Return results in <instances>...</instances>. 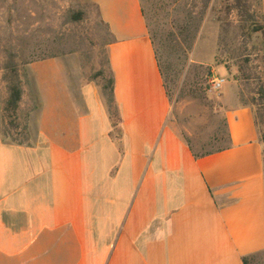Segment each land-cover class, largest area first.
Here are the masks:
<instances>
[{
	"label": "crops",
	"instance_id": "crops-1",
	"mask_svg": "<svg viewBox=\"0 0 264 264\" xmlns=\"http://www.w3.org/2000/svg\"><path fill=\"white\" fill-rule=\"evenodd\" d=\"M88 1L109 35L117 125L94 84L37 80L28 143L0 133V264H243L264 252L250 108L223 97L226 145L195 158L171 121L140 0Z\"/></svg>",
	"mask_w": 264,
	"mask_h": 264
},
{
	"label": "rangeland",
	"instance_id": "rangeland-1",
	"mask_svg": "<svg viewBox=\"0 0 264 264\" xmlns=\"http://www.w3.org/2000/svg\"><path fill=\"white\" fill-rule=\"evenodd\" d=\"M205 1L140 0L172 104L171 121L195 152L226 145L223 97L235 94L243 105L241 98L249 102L257 97L259 87L264 88V32L259 31L264 23L259 0H211L190 50L183 54L176 49L171 34L177 32L186 13L197 16ZM74 13H79L78 20ZM108 41V31L88 0H0V133L5 126L2 75L8 53L25 73L16 120L19 127L9 131L21 139L20 128L29 122L39 95L37 80L43 81L40 90L52 74L100 89L110 78ZM243 74L250 79L241 80ZM213 77L225 79L217 91L211 89ZM256 110L264 115V105ZM254 263L264 264V253Z\"/></svg>",
	"mask_w": 264,
	"mask_h": 264
},
{
	"label": "trees",
	"instance_id": "trees-1",
	"mask_svg": "<svg viewBox=\"0 0 264 264\" xmlns=\"http://www.w3.org/2000/svg\"><path fill=\"white\" fill-rule=\"evenodd\" d=\"M211 0H206L202 9L198 12L197 16H193L191 13H186L183 23L179 26L177 32H173L171 34L172 39L171 41L174 42V45L176 49L181 50L183 54H186L192 46L193 41L195 40V37L199 31L201 22L207 12V9L209 7ZM143 12V11H142ZM259 13L261 15V21L264 23V18L261 14V8H260V0H259ZM79 13H74L73 18L75 20H78ZM144 17V15H143ZM252 24H254V20L252 19ZM255 25V24H254ZM259 31L264 32V26H260ZM155 52V51H154ZM156 56V54H155ZM14 55L11 53H8L7 61L5 62L3 66V75L2 79L6 85V97L2 103V118L3 122L5 123V127L3 125L1 135L3 136V139H10L9 141L16 143V144H27L28 143V135L26 132L27 124H23V127L20 128V136L21 139H17L13 137L10 134V128L17 129L19 125L16 123L17 120V114L20 109V103L23 96V77H25L24 71H22L18 65L13 60ZM157 59V57H156ZM159 71L161 74V77L163 79L164 84V75L163 71L161 69L160 63L157 59ZM227 69V67H225ZM250 78L248 76H245L243 74V77L241 80L248 81ZM234 81H238L239 78L237 76H233ZM101 94L103 96V99L105 101L107 110L109 112V116L112 120V125L116 126V108H115V102L113 98V81L110 76V78L107 80L106 84H103L100 88ZM257 97H251L249 102H246L244 99L241 98V102L243 103V106H246L250 108V110L253 113L255 126L258 131L259 135V141L263 145V156H264V115L263 113L256 112V108L262 107L264 105V88L259 87L257 92ZM189 145V144H188ZM189 148L191 152L193 153V156L195 158L204 157L216 152L221 151V149H212L208 151H202V152H195L193 148L189 145ZM264 252L253 254L247 257L242 258L243 264H251V261H254L259 255H261ZM258 264V263H254Z\"/></svg>",
	"mask_w": 264,
	"mask_h": 264
},
{
	"label": "built area",
	"instance_id": "built-area-1",
	"mask_svg": "<svg viewBox=\"0 0 264 264\" xmlns=\"http://www.w3.org/2000/svg\"><path fill=\"white\" fill-rule=\"evenodd\" d=\"M224 83H225L224 78L213 77L210 81L211 89L213 91H217L223 86Z\"/></svg>",
	"mask_w": 264,
	"mask_h": 264
}]
</instances>
